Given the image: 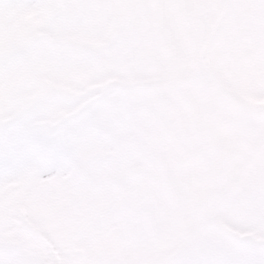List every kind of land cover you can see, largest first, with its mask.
<instances>
[{"label":"clouds","instance_id":"1","mask_svg":"<svg viewBox=\"0 0 264 264\" xmlns=\"http://www.w3.org/2000/svg\"><path fill=\"white\" fill-rule=\"evenodd\" d=\"M225 3L140 36L128 28L137 16L107 0L76 15L45 5L25 25L38 34L22 52L40 55L21 120L63 144L81 190L53 182L14 193L19 223L6 252L36 258L51 245L122 264H245L264 248V90L254 87L264 11ZM68 97L86 109L70 113Z\"/></svg>","mask_w":264,"mask_h":264},{"label":"snow or ice","instance_id":"2","mask_svg":"<svg viewBox=\"0 0 264 264\" xmlns=\"http://www.w3.org/2000/svg\"><path fill=\"white\" fill-rule=\"evenodd\" d=\"M101 0H0V264H122L112 257L88 259L62 256L55 246H48L40 257H30L22 251H5L15 240L18 216L13 213L14 193L27 198L42 186L62 182L64 191L75 196L80 190L79 170L68 161L64 146L55 139L38 136L28 131L21 120L24 109L34 101L26 98L23 88L31 81L38 52L24 54L25 40L38 34L37 29L25 30L28 18L45 5L78 14L87 7L96 6ZM128 9L137 20L128 24L134 36H140L149 23L178 18L185 15L202 14L226 6L225 0H107ZM252 6L264 11V0H252ZM63 25H57L61 31ZM260 41L258 40V47ZM15 86V87H13ZM254 87L264 90V73L258 71ZM69 112L77 106L82 113L87 103L65 101ZM79 127L73 121L61 135L72 136ZM155 264H169L166 258H158ZM187 264V261L183 262ZM245 264H264V248H254L248 253Z\"/></svg>","mask_w":264,"mask_h":264}]
</instances>
